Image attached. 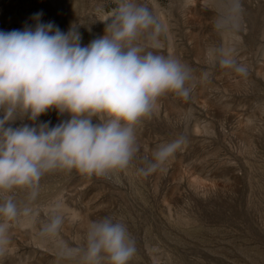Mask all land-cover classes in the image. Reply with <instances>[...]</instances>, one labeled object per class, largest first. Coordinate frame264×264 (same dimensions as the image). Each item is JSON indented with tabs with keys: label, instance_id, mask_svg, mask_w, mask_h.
Returning <instances> with one entry per match:
<instances>
[{
	"label": "rangeland",
	"instance_id": "374dc122",
	"mask_svg": "<svg viewBox=\"0 0 264 264\" xmlns=\"http://www.w3.org/2000/svg\"><path fill=\"white\" fill-rule=\"evenodd\" d=\"M122 2L0 0V31L34 27V14L42 13V23L64 33L75 24L87 46L106 35L110 19H100ZM129 2L166 25L163 47L153 51L192 70L190 96L159 99L158 112L135 128L139 152L128 169L106 178L54 170L42 176L35 200L27 190L0 194V204L11 196L21 211L31 209L9 222L0 264H83L82 251L66 258L62 250L85 249L89 225L105 217L125 224L134 239L130 264H264V0H241L242 28L224 35L215 28L224 0ZM221 47L245 74L212 65ZM68 119L53 108L12 126ZM178 138L181 147L164 165L141 172L160 146ZM54 213L64 219L57 236L43 231Z\"/></svg>",
	"mask_w": 264,
	"mask_h": 264
},
{
	"label": "clouds",
	"instance_id": "9594fccd",
	"mask_svg": "<svg viewBox=\"0 0 264 264\" xmlns=\"http://www.w3.org/2000/svg\"><path fill=\"white\" fill-rule=\"evenodd\" d=\"M241 0H224L215 28L222 35L242 28ZM0 31V194L27 190L35 200L42 176L50 171L76 170L89 178L108 177L129 168L139 152L135 128L159 110L158 101L171 93L188 99L192 70L177 58L160 54L167 27L143 4L124 0L107 16L106 35L81 46L74 24L67 33L54 22ZM151 49V50H149ZM211 63L239 74L232 52L216 49ZM209 73H204L207 79ZM70 119L13 127L18 118L37 119L51 109ZM182 138L164 144L141 172L164 165L181 147ZM0 204V254L10 241V223L22 211L11 196ZM64 219L53 214L43 231L57 236ZM83 252V264H130L135 241L122 222L105 217L89 225L86 248L65 247L72 258Z\"/></svg>",
	"mask_w": 264,
	"mask_h": 264
}]
</instances>
